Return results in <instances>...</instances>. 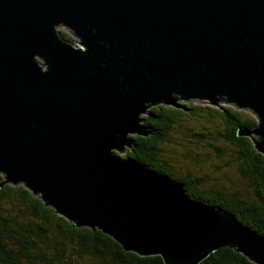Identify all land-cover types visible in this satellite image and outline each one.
Masks as SVG:
<instances>
[{
  "label": "water",
  "instance_id": "water-1",
  "mask_svg": "<svg viewBox=\"0 0 264 264\" xmlns=\"http://www.w3.org/2000/svg\"><path fill=\"white\" fill-rule=\"evenodd\" d=\"M221 97L256 115L237 135L264 156V0H0L4 182L126 251L198 264L229 247L264 264L263 235L115 153L150 134L149 106Z\"/></svg>",
  "mask_w": 264,
  "mask_h": 264
},
{
  "label": "trees",
  "instance_id": "trees-1",
  "mask_svg": "<svg viewBox=\"0 0 264 264\" xmlns=\"http://www.w3.org/2000/svg\"><path fill=\"white\" fill-rule=\"evenodd\" d=\"M59 37L69 43L71 36L58 30ZM225 102L221 97L218 103ZM215 104V105H216ZM179 108L159 103L149 106L143 123L150 129L147 136L133 135L132 146L124 157L130 156L149 168L167 174L183 183L187 196L193 200L231 212L243 225L264 236V156L256 149L251 136L237 135L238 128L251 130L257 117L238 107H222L217 112L224 124L221 140L232 148L238 162L237 170L243 185L224 187L205 185L204 177L190 172L180 174L160 161L170 132L181 127ZM192 111V110H191ZM177 127V128H176ZM183 127V126H182ZM204 137V134H199ZM170 146L173 145L170 140ZM178 145V143H177ZM221 151L220 148H217ZM219 154H222L219 152ZM0 173V183L4 182ZM0 264H164L159 255L140 256L126 251L113 238L99 229L77 227L74 222L44 205L23 183L4 182L0 186ZM198 264H255L229 247H220Z\"/></svg>",
  "mask_w": 264,
  "mask_h": 264
},
{
  "label": "rangeland",
  "instance_id": "rangeland-1",
  "mask_svg": "<svg viewBox=\"0 0 264 264\" xmlns=\"http://www.w3.org/2000/svg\"><path fill=\"white\" fill-rule=\"evenodd\" d=\"M56 30L67 32L72 38L73 45H79L77 37L67 27L59 25ZM36 61L42 69L45 68L41 58L37 57ZM179 102L189 107L181 108L183 112L179 123L183 127H176L177 129L170 132L169 139L173 145L170 146V140L165 143L166 148L164 151L162 150L160 161H166L168 166L180 174L190 172L194 177H204L205 185L208 187L237 186L244 193L247 189L237 170L238 162L235 159V154L232 148L225 144L219 136V133L224 130L221 117L217 112L211 114L208 110V108H213L220 112L222 107L235 106L227 102L212 105L199 99L180 100ZM242 111L256 117L248 109H242ZM146 114L147 112L141 116L144 117ZM201 133L204 134V137L199 136ZM251 138L254 140L256 136L251 135ZM217 148H220L221 151H218ZM128 149L129 147H124L123 153L116 150L115 153L124 157Z\"/></svg>",
  "mask_w": 264,
  "mask_h": 264
},
{
  "label": "built area",
  "instance_id": "built-area-1",
  "mask_svg": "<svg viewBox=\"0 0 264 264\" xmlns=\"http://www.w3.org/2000/svg\"><path fill=\"white\" fill-rule=\"evenodd\" d=\"M77 40L79 41L78 37H77ZM77 46H79V47H80V44H79V45H77Z\"/></svg>",
  "mask_w": 264,
  "mask_h": 264
}]
</instances>
